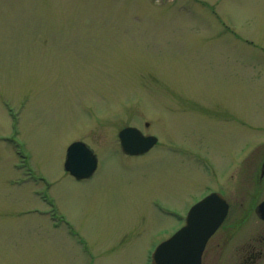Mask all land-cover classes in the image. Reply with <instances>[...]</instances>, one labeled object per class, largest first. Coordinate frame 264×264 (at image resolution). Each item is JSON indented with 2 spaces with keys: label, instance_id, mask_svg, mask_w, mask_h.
<instances>
[{
  "label": "rangeland",
  "instance_id": "1",
  "mask_svg": "<svg viewBox=\"0 0 264 264\" xmlns=\"http://www.w3.org/2000/svg\"><path fill=\"white\" fill-rule=\"evenodd\" d=\"M126 125L159 143L123 153ZM78 139L89 178L64 168ZM243 155L264 157V0H0V264H149Z\"/></svg>",
  "mask_w": 264,
  "mask_h": 264
},
{
  "label": "water",
  "instance_id": "2",
  "mask_svg": "<svg viewBox=\"0 0 264 264\" xmlns=\"http://www.w3.org/2000/svg\"><path fill=\"white\" fill-rule=\"evenodd\" d=\"M119 137L123 150L130 154L144 152L157 141L154 135H144L135 126L123 127ZM96 163L95 154L85 142L76 140L68 146L64 168L76 178L89 177ZM227 210L228 203L219 192H211L196 202L189 209L185 224L155 248L153 264H200L204 246L225 218ZM257 210L264 218V200Z\"/></svg>",
  "mask_w": 264,
  "mask_h": 264
},
{
  "label": "flooded vegetation",
  "instance_id": "3",
  "mask_svg": "<svg viewBox=\"0 0 264 264\" xmlns=\"http://www.w3.org/2000/svg\"><path fill=\"white\" fill-rule=\"evenodd\" d=\"M247 160L249 157L243 155L242 185L231 190L234 196L225 197L227 214L208 238L200 264H264V219L257 211L259 203L264 200V196L261 197L264 191V157L250 166ZM199 163L207 169V163L202 160ZM238 187H243V190Z\"/></svg>",
  "mask_w": 264,
  "mask_h": 264
}]
</instances>
